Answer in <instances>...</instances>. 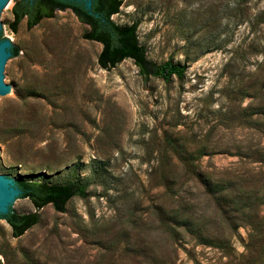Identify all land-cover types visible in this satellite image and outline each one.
<instances>
[{"label": "rangeland", "instance_id": "obj_1", "mask_svg": "<svg viewBox=\"0 0 264 264\" xmlns=\"http://www.w3.org/2000/svg\"><path fill=\"white\" fill-rule=\"evenodd\" d=\"M14 1L1 176L86 190L19 237L0 220V263L264 264V0H121L146 59L185 66L168 81L101 69L70 10L12 32Z\"/></svg>", "mask_w": 264, "mask_h": 264}, {"label": "trees", "instance_id": "obj_2", "mask_svg": "<svg viewBox=\"0 0 264 264\" xmlns=\"http://www.w3.org/2000/svg\"><path fill=\"white\" fill-rule=\"evenodd\" d=\"M121 0H91L89 8L82 0H15L11 7L12 21L10 30L16 31L17 25L25 20L28 29L41 20L52 18L55 11L70 10L77 20L86 27L83 38L97 42L101 51L97 64L101 69L109 70L124 60H131L144 78L154 77L168 81L175 76L181 78L184 65L165 62L154 64L146 59L145 48L139 44L136 24L118 25L111 17L118 12ZM18 53L12 48L11 56ZM19 190L18 198H26L35 209L32 213H15L11 209L0 215L11 229L13 237L23 235L38 221L37 211L51 205L57 212H63L67 202L75 196L85 194V186L80 183H48L39 180L17 179L14 181ZM1 264V263H0Z\"/></svg>", "mask_w": 264, "mask_h": 264}, {"label": "water", "instance_id": "obj_3", "mask_svg": "<svg viewBox=\"0 0 264 264\" xmlns=\"http://www.w3.org/2000/svg\"><path fill=\"white\" fill-rule=\"evenodd\" d=\"M86 2V6L89 8L91 5L90 0H83ZM9 0H0V15L6 7ZM2 33L1 17H0V36ZM8 46L7 43L0 44V86L5 82V57L7 53L5 48ZM19 190L16 188L14 182L4 179L1 176L0 171V215L6 214L9 210V203L16 197L19 196Z\"/></svg>", "mask_w": 264, "mask_h": 264}, {"label": "flooded vegetation", "instance_id": "obj_4", "mask_svg": "<svg viewBox=\"0 0 264 264\" xmlns=\"http://www.w3.org/2000/svg\"><path fill=\"white\" fill-rule=\"evenodd\" d=\"M82 1H83V0H82ZM90 1H91V0H90ZM83 2L85 3V7L88 8V7L86 6V2H85V1H83Z\"/></svg>", "mask_w": 264, "mask_h": 264}]
</instances>
